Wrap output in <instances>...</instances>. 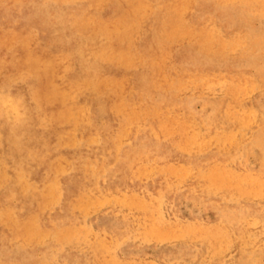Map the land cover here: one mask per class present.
<instances>
[{
  "label": "rangeland",
  "instance_id": "1",
  "mask_svg": "<svg viewBox=\"0 0 264 264\" xmlns=\"http://www.w3.org/2000/svg\"><path fill=\"white\" fill-rule=\"evenodd\" d=\"M0 264H264V0H0Z\"/></svg>",
  "mask_w": 264,
  "mask_h": 264
}]
</instances>
